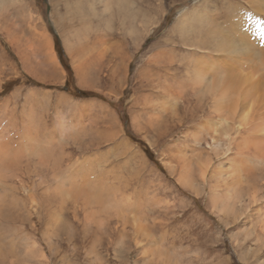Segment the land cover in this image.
Instances as JSON below:
<instances>
[{
    "label": "rangeland",
    "instance_id": "rangeland-1",
    "mask_svg": "<svg viewBox=\"0 0 264 264\" xmlns=\"http://www.w3.org/2000/svg\"><path fill=\"white\" fill-rule=\"evenodd\" d=\"M103 1L0 0V264H264V154L241 139L254 132L177 85L200 55L186 43L246 0ZM214 184L232 190L224 208Z\"/></svg>",
    "mask_w": 264,
    "mask_h": 264
},
{
    "label": "bare ground",
    "instance_id": "bare-ground-1",
    "mask_svg": "<svg viewBox=\"0 0 264 264\" xmlns=\"http://www.w3.org/2000/svg\"><path fill=\"white\" fill-rule=\"evenodd\" d=\"M203 1V3H207V0ZM125 2L128 5L127 0H104L103 12L108 11L112 4H115L117 11L127 13L128 7ZM186 12L182 11L183 25H189L190 21L186 16L190 13ZM205 13V10L200 11L196 13L197 15L194 14V17L196 15L197 20L203 21V17H206ZM230 13L228 20L223 22L225 26H212L203 37H197L196 40L186 43L200 55L195 56L192 53L191 58L185 59L186 62L184 61L182 65V68H185V77L182 78H185L186 81L177 82V85L180 91L188 87L196 95L207 96L209 110L216 112L219 118L229 122L230 125L227 124V126L230 130L226 128L228 131L248 125L254 135L245 136V139L242 136V141L248 142L244 149L249 153H255L254 156L260 157L264 154V134L258 136L259 130H264V41L261 39V33H264L262 32L264 31V0H246V4L236 3ZM105 21L104 28H108L109 18ZM133 26V24L130 25L129 29L132 30ZM45 38L47 39V57L50 63L56 67L51 41L47 35ZM64 41L69 50L72 49L67 34H64ZM77 43L80 45L79 35H77ZM75 57V61H79V56L75 55ZM59 73L61 74V72ZM226 129L224 137L230 133ZM213 140L215 141L213 150L217 154L219 143L214 137ZM235 146H238V140ZM180 149L182 150V148ZM181 150L178 153L182 152ZM246 150L245 153H247ZM243 153L244 151H241L242 155ZM203 154L205 155L203 156ZM203 154L202 157L197 158V162L195 161L201 179L206 176L205 173L209 170L211 158L207 152ZM225 159L227 160L228 157ZM189 166L188 164L182 166L180 174L178 173V181L182 185L192 187L193 177H191ZM215 169L211 178L216 182L230 173L222 168V162L217 164ZM217 186V184L211 186V202L213 201L217 207L220 205L224 208L223 206L227 204L226 199L232 195V190L226 187L225 192H222L217 189Z\"/></svg>",
    "mask_w": 264,
    "mask_h": 264
},
{
    "label": "trees",
    "instance_id": "trees-1",
    "mask_svg": "<svg viewBox=\"0 0 264 264\" xmlns=\"http://www.w3.org/2000/svg\"><path fill=\"white\" fill-rule=\"evenodd\" d=\"M57 43H58V45H59V42L57 41ZM58 47V51H59V55H60V57H61V59L63 58V52H62V49L59 47V46H57Z\"/></svg>",
    "mask_w": 264,
    "mask_h": 264
},
{
    "label": "snow or ice",
    "instance_id": "snow-or-ice-1",
    "mask_svg": "<svg viewBox=\"0 0 264 264\" xmlns=\"http://www.w3.org/2000/svg\"><path fill=\"white\" fill-rule=\"evenodd\" d=\"M261 39L264 41V33H261Z\"/></svg>",
    "mask_w": 264,
    "mask_h": 264
}]
</instances>
